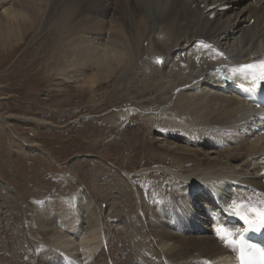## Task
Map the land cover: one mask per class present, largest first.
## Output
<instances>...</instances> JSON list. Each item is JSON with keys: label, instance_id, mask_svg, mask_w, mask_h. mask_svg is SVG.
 I'll return each instance as SVG.
<instances>
[{"label": "bare ground", "instance_id": "bare-ground-1", "mask_svg": "<svg viewBox=\"0 0 264 264\" xmlns=\"http://www.w3.org/2000/svg\"><path fill=\"white\" fill-rule=\"evenodd\" d=\"M212 5L217 7L207 11ZM222 5L230 8L218 10ZM0 7V47L12 48L35 32L37 38L48 40L54 58L58 57L53 59L56 64L62 60L56 67L64 73L65 85L73 74H80L86 94L96 95L115 83L106 103H126L131 111H147L156 120L173 115L153 128L160 138L150 141L174 159L161 162L162 172L148 174L169 184L158 191L157 180L152 179L146 195L136 191L142 188L139 182H134L136 190L129 187L118 196L111 194V185L100 193L89 189L85 209L42 202L36 224L53 241L40 255L43 264H229L232 256L209 224L210 214L224 201L241 203L244 186L252 198L264 201V148L258 146L264 134H257L253 143L244 137L237 145L227 140L239 136L238 130L245 133L262 123L250 104L216 89L220 74L234 63L264 53V4L260 0H0ZM213 12H217L214 19L209 17ZM100 41L107 48L103 50ZM67 69L74 70L66 75ZM162 140L169 144H161ZM224 142L228 146L220 148ZM32 146L37 148L32 151L41 150ZM13 239L17 236L10 234L4 240L6 248L0 247L5 254L1 264H29L28 255L19 259L5 250L16 244Z\"/></svg>", "mask_w": 264, "mask_h": 264}, {"label": "rangeland", "instance_id": "rangeland-1", "mask_svg": "<svg viewBox=\"0 0 264 264\" xmlns=\"http://www.w3.org/2000/svg\"><path fill=\"white\" fill-rule=\"evenodd\" d=\"M36 35L31 32L12 48L0 47V247L6 248L4 240L10 234L17 236L13 239L16 244L5 250L17 254L19 259L28 255L29 264H38L40 255L53 242L36 224L43 203L57 201L70 209L79 205L85 209L89 189L100 193L109 190L111 185V194L118 196L124 189H135L134 182H139L142 188L135 190L146 195L152 188V179L158 181L154 182L155 189L161 191L169 180L148 174L162 172L161 162L174 159L156 145L151 146L150 141L160 136L153 128L173 115L156 120L147 111H131L126 103H106L104 98L115 90V83L96 95L86 94L80 74H73L65 85L62 81L65 75L56 67L62 60L59 58L56 64L57 60L53 59L58 57L54 58L46 37ZM98 43L103 50L107 48L105 41ZM52 61L55 65L50 68L48 64ZM68 71L66 75L72 73ZM167 107L171 105L159 108ZM238 132L239 136H228L227 140L237 145L244 139L250 143L258 139L254 135L249 137V131ZM32 144L41 150L32 151ZM161 144L169 143L162 140ZM258 146L264 148V140ZM101 175L105 176L102 180ZM106 181L108 184L104 186ZM108 212L112 213L109 209ZM76 218L72 222L77 225ZM81 226L78 225L79 229ZM30 228L34 232L30 233ZM3 253L0 252V258L5 256Z\"/></svg>", "mask_w": 264, "mask_h": 264}, {"label": "snow or ice", "instance_id": "snow-or-ice-1", "mask_svg": "<svg viewBox=\"0 0 264 264\" xmlns=\"http://www.w3.org/2000/svg\"><path fill=\"white\" fill-rule=\"evenodd\" d=\"M157 62H162V58L158 57ZM255 68H256L255 64L241 65L242 70L255 69ZM260 69L261 70L259 72V75L252 74L250 78L247 71H244L242 73L245 79L249 81L250 87L247 90L250 92L256 91L258 88L264 87V60L260 62ZM248 223L250 227H254V228L264 227V211L258 212L255 218L248 220ZM216 235L221 240H224L226 243L233 245L241 244V240L229 239L228 237L230 236V233L221 227L216 228ZM240 259H241V264H245V254L243 248H241Z\"/></svg>", "mask_w": 264, "mask_h": 264}]
</instances>
